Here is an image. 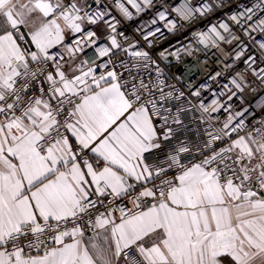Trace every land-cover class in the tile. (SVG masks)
Wrapping results in <instances>:
<instances>
[{
  "label": "snow or ice",
  "instance_id": "1",
  "mask_svg": "<svg viewBox=\"0 0 264 264\" xmlns=\"http://www.w3.org/2000/svg\"><path fill=\"white\" fill-rule=\"evenodd\" d=\"M228 7L0 0V264H264V118L233 104L264 97V0L192 34L219 90L150 51Z\"/></svg>",
  "mask_w": 264,
  "mask_h": 264
},
{
  "label": "built area",
  "instance_id": "2",
  "mask_svg": "<svg viewBox=\"0 0 264 264\" xmlns=\"http://www.w3.org/2000/svg\"><path fill=\"white\" fill-rule=\"evenodd\" d=\"M165 2H167V0H165ZM173 2H175V0H173ZM238 2L239 0H226V3H228L230 7L214 11L207 18H197L195 21L192 22L180 21L179 23H182L184 26L182 28H179V30L174 33L165 32L167 39H165L163 43H160L155 38H153V44L155 45V47L150 49V51L154 55H156L159 50L163 48H168L169 46L174 45L176 47H180L182 45H193L192 55L182 53L180 62H177L175 58H172L171 61V74L173 76H179L180 80V82L177 84V87L183 88L186 93L190 89L194 90L202 84L211 85L213 90H219L220 85L226 82L225 80L219 78V83H217L216 81H211L209 79V77L214 75L216 71L220 70L221 65L217 62V55L213 54L215 50L207 53L202 49V47L200 50H196L197 46L195 45V41L193 39L192 34L194 32L205 30L206 27L209 25V22L215 23L219 18L224 15L225 12L233 11ZM193 3H195V0H193ZM151 15V13L145 14L140 19L132 22L126 21L122 17H120V19L125 25L128 34L135 39H140V37L135 33L134 28L141 22V20L150 19ZM141 43L144 42L141 41ZM163 66L164 64H161V67ZM240 68H243L242 64L240 65ZM170 82L176 83L175 80ZM202 95L206 98H210L211 93L204 92L202 93ZM262 102H264V97H262V94L260 93L259 89L257 90V92L246 91L244 93L243 101L238 98H235L233 100V104L236 110L245 107H251L254 110V112L249 116V123L252 125H256L260 119L264 118V109H261L260 107V104Z\"/></svg>",
  "mask_w": 264,
  "mask_h": 264
}]
</instances>
